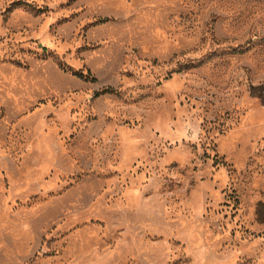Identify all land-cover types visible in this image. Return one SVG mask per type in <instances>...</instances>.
<instances>
[{"label":"rangeland","instance_id":"obj_1","mask_svg":"<svg viewBox=\"0 0 264 264\" xmlns=\"http://www.w3.org/2000/svg\"><path fill=\"white\" fill-rule=\"evenodd\" d=\"M261 84L264 0H0V264H264Z\"/></svg>","mask_w":264,"mask_h":264},{"label":"trees","instance_id":"obj_2","mask_svg":"<svg viewBox=\"0 0 264 264\" xmlns=\"http://www.w3.org/2000/svg\"><path fill=\"white\" fill-rule=\"evenodd\" d=\"M75 76L85 80V81H95L96 78L92 75V73L89 71L86 74L83 72H74L73 73ZM115 93V90L112 88H106L103 91L97 93L96 96H101L104 94H112ZM251 93L259 98L263 104H264V84L258 85V86H252L251 88Z\"/></svg>","mask_w":264,"mask_h":264}]
</instances>
